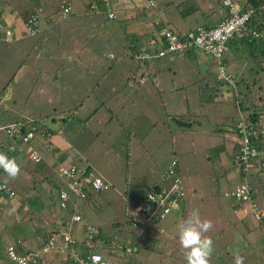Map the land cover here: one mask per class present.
Wrapping results in <instances>:
<instances>
[{"label":"rangeland","instance_id":"rangeland-1","mask_svg":"<svg viewBox=\"0 0 264 264\" xmlns=\"http://www.w3.org/2000/svg\"><path fill=\"white\" fill-rule=\"evenodd\" d=\"M5 1L9 3L11 9L13 8L16 12H20V15L27 12L30 6L42 7L43 3H46V7H44L46 9L47 3L53 2V8L56 9V6L60 3V0ZM233 1L238 3V0ZM213 2L222 7L220 0H213ZM187 4H189V0H187ZM220 7L218 8V15L223 13ZM171 11L173 12V9L167 10L166 12L170 18L169 20L172 22V24H169L170 26L168 25L170 28L176 27L183 31L187 27L188 29L195 27L194 25L187 26L184 24L180 27L178 21L181 20V17L175 14L171 16ZM205 12L208 13L209 11ZM83 13L90 14L92 20L85 19V15H79L76 19L71 17L66 19L68 16L60 19L59 14H57L58 17L55 19L59 20L61 24L59 27L60 43L63 39L67 40L66 38H68L70 41L68 40L67 48L73 51H88L91 49L89 48L90 46H94V43H98V45L100 44V52L102 53L100 56L102 58L101 63L103 68L110 66V62L112 64L115 61H119V64L125 65L126 68H136L137 65L126 55L120 54V52L116 54L115 52H112L113 54L107 53V57L104 56L108 47L107 42H111L110 39L107 38L109 30L114 32L117 30L115 25H117L120 18L117 21L114 19L111 20L106 17V12L103 13L104 15L100 12V14H96L98 15L99 21L95 23L97 20H95L92 10H88L87 6H84ZM183 18L185 21L192 20V16ZM124 23L123 21L122 24ZM52 33L53 37L56 33L58 34V31L53 30ZM70 33L71 35H69ZM79 39L80 41L81 39L83 40L80 44ZM73 40L74 42L72 43L71 41ZM66 43L67 42L63 41L60 46H67ZM0 46H2V44H0ZM44 46L45 43L41 44L40 47L43 49L47 47L48 49L49 47L51 48L50 54L54 52V46L57 50L59 49L58 52L61 56L62 50L56 43L52 45L49 42L45 47ZM263 48L264 46H262L261 49ZM239 50L238 52L236 51L240 59L238 63L234 61L232 62V66H230L229 62L225 63L226 74H233V80L237 78V82L233 81L234 85H230L231 83L224 81L217 83V66L214 60L200 52H196V56H178L170 61H165L162 65L156 64L155 70H157L158 73L156 74L155 71L152 70L151 74L148 75L149 77L146 78L148 86H151L150 79L153 76H156L157 84L163 82V85L166 86L172 81L175 84L180 77H183L179 84L183 86V89L180 93L176 94L177 98H174L168 106L166 103V106H161V102L167 99L164 96L166 92L159 93V96L155 98L154 88L149 87L152 91L148 93V101L149 103H151V101L154 103L149 105L145 102L139 103L143 108H147L148 106L147 113L144 114L135 110L134 116H130V112L132 113L134 111L133 108H130L129 112H126V114L121 117L120 113L123 112V110H120L119 107L116 108L115 105L109 102L110 100L108 101L111 96L110 92L107 90L109 86L113 85L114 88L117 87V96H120L122 93L120 89L121 86H115L116 83H120V80L115 77L112 70L108 71L105 68L104 72L102 68L99 73L100 77L93 76L97 83L101 81L99 87L93 92V94H95L94 96L96 97V94H100L106 99L104 107L100 106V104L99 106L95 104L93 107L97 111L100 110L99 113L90 120H86V117L93 108L89 109L88 106L82 107L87 113L84 112L81 114L79 111L76 112V110L80 109L78 107L70 108V110L61 113V117L66 119L70 117V113L75 112L74 114H76L82 125L86 120V130L83 131V129H81L82 133L84 135L90 134L92 137H99L97 140H93V143L99 142L100 145L98 147L96 145L93 146V143L88 142V140L84 138L85 142L93 146L94 152L91 153L92 163L99 169L105 171L104 175L108 179L99 175L108 184V187L107 189L99 191L100 194L96 197L95 209H93L94 211L92 210L95 214L98 213L97 219L94 220L95 223L101 224L103 220H106V224L103 225L104 232L101 230L106 238H103L102 242L96 241L92 250L106 252L107 250L113 249L114 242H122V238H129L130 244L133 245L130 246L135 247V251L131 254H124V257L121 256L120 261H125L124 259H126L127 262L130 260L133 264H186L184 250L181 249L178 240V225L183 218H186L193 210H198L202 219H209L213 222V228L216 226L215 221H217V227L222 226L218 229L224 230V235L226 236V231L228 230L227 224H231L230 218H228L231 214L230 207H236V209H238V207L222 195L223 191L231 185L245 180L252 185V192L258 194V187L256 186L264 184V173L258 176L256 172L252 170L247 174L245 172L243 176L239 175L237 172V163H232L231 150L233 142L231 138L233 136L230 130L240 116H245L247 114V112L244 111L246 110V106H260L264 104V51L260 53V50L257 51L246 46L239 48ZM0 53L2 54V50ZM230 53L232 55L228 53L224 54V57L228 58V60H231L232 57L235 56L233 55V51H230ZM5 54L9 55L8 52H5ZM109 54L113 57L109 58ZM30 56H32V53ZM100 56L95 58L98 62H100ZM0 57L3 56L0 55ZM48 57L51 56L48 55ZM81 59L83 61H79L75 55L70 62L71 67L76 69V72H79L77 68L82 65L86 66V62L90 60L84 57ZM1 60L2 59H0V61ZM28 60L27 58L26 61ZM68 60L69 59L62 58L61 60L54 61L55 63L62 64L64 61L66 62ZM13 62L14 60L11 58L8 63L9 69H11ZM197 63H200V65H197ZM235 64L236 69H234ZM54 73H56V71ZM82 76H79V78L82 79ZM76 77L77 76H74L73 78ZM1 78L0 76V79ZM14 78L15 77H13V79ZM4 80L5 78L0 81V86L4 84ZM65 80L67 81V79ZM133 81H135V79H131V83ZM5 82L11 83L10 81ZM109 82L110 84H108ZM62 84L63 83H57L53 85V87H60ZM80 85L81 84L78 83L75 89L76 92L80 89ZM19 86L20 84L17 83L14 86L15 89L9 88L12 93V99L16 100L18 97H22L23 99L14 106V109L27 116L31 107L28 106V103H26V106L23 105V102L26 101L34 105L41 100L40 95L37 94L33 96L31 94L29 97L30 86L25 78L21 82V87ZM60 91L63 90L57 89L52 91L57 99L62 95ZM129 91L130 90H127V92ZM79 94L81 95L80 98H82V92ZM183 95L188 97L189 106L186 104L182 106L184 102ZM180 96H182L183 101ZM12 99H8V103L12 104ZM237 100L241 101L242 104H239L240 102L238 103ZM53 104L56 106L55 101H53ZM49 105L52 107V103L46 105L47 109ZM107 106L113 108V113H115V115L112 116V112L108 113L109 108H107ZM57 110H59V108H57ZM57 110L50 112L52 116L58 113ZM49 111L47 110V112ZM4 114L18 118L11 110H5ZM98 115L105 116V118H103L107 119V122L96 125L95 120L99 117ZM174 115L180 119L179 121L187 123L186 120H189L191 122L189 124L187 123V126L176 125L172 119ZM31 116H33V112ZM131 117H133V119H131ZM24 118L22 119L28 123H34L32 122V119H34L33 117L27 116ZM118 119H120V122ZM121 121H123L122 125ZM164 122L167 124L163 125ZM8 123L1 125H6ZM153 123L155 124L153 125ZM38 124L39 126L36 125L38 129L36 133L32 134V138L27 140V142H21V144L29 145L31 142L38 139L47 147L46 144L49 138L43 139L41 134L43 128H47L48 124L44 121ZM123 125H125L126 128ZM50 127H53V124H50ZM52 129L54 131L48 133V137L50 135H55V130L58 131L55 127ZM77 129H80V127L77 126ZM94 131L97 132L96 135H93ZM68 139L71 140L72 138L68 137ZM120 144L122 145V152L119 150ZM80 148L86 149L84 145ZM112 148L118 150L119 156L107 150ZM31 154L32 152L29 153V157L36 162L39 157L33 153L35 154V160L31 157ZM172 157H175L177 160V168L185 193V199H183L184 205H181L182 209H174L159 221L156 219L145 222V225L139 224L134 226V224H129L126 228L122 227V225L125 226L127 224L129 218L133 220V216L130 217L133 207L138 204L146 190L154 183L156 172L163 170ZM149 167L155 172L149 174L151 172L147 169ZM157 177H159V175ZM87 192L88 190L85 189V194ZM252 196L253 201L256 203L264 201V193H262V196L259 195L258 197H254L257 196L255 194ZM54 201L56 202V200ZM178 210H180L182 217L179 221L175 222L178 218L174 219L175 215L171 214L178 212ZM233 216L234 215L231 214V217ZM90 220L93 222L92 219ZM90 220L89 223H91ZM253 221L254 220H249L247 226L256 225ZM23 222L24 221L20 222V224L22 225ZM171 222H173L172 225ZM162 226L170 227V230L166 232L168 239H166L167 236L162 237L157 235L161 231H158L159 227ZM236 227L241 231L242 224L238 223ZM254 230L256 231L253 232V235L252 231L248 232V240L246 241L247 246H240L239 248V253L244 257V264H257L256 260H258V264H264V230L261 233L262 236L259 240V245L257 241H255V238L260 235L261 230L259 228ZM117 232L120 233L119 238L114 239L112 237L110 239V236ZM209 232H211V230ZM124 234H126L125 237ZM237 237L238 242L234 244V248L244 242V240L241 239L242 236L237 235ZM156 239H160L164 244L161 245L160 242L158 243V241H155ZM134 242H138L141 246L137 249L136 246H134ZM213 242L214 251L210 264H213L212 258H217L218 264H230V262L234 264L235 251L232 253L231 257L229 256L230 260L228 258L223 260L220 258V252L217 251V240L213 238ZM53 254L58 256L56 252H53ZM110 254L112 253L110 252ZM7 262H9V260Z\"/></svg>","mask_w":264,"mask_h":264},{"label":"crops","instance_id":"crops-1","mask_svg":"<svg viewBox=\"0 0 264 264\" xmlns=\"http://www.w3.org/2000/svg\"><path fill=\"white\" fill-rule=\"evenodd\" d=\"M87 1L88 0H60V3L58 6H56V9L53 8V2H48L46 9L44 8L46 7V3H43L42 7L30 6L27 12L20 15V12H16L13 8L11 9L8 2H6L5 0H0V15L5 23V26L11 29L15 28V30L17 31V28H20L21 30L22 22H24V20L31 13H35L36 11H39L40 13L38 33L33 36L25 35L17 40L10 42L0 41V44H2V46H0L2 54L0 53V55L3 56L0 57V59H2L0 61V76L2 77L0 81L5 78L4 84L0 86V125L11 121L20 120L28 116L35 119L39 118L40 120L37 119L39 120L38 122L40 123L44 121L46 124H48V127H50V124H53V127L57 128L58 130H55V135H50V137H48L49 140L46 144L47 147H45L43 142L38 139L31 142L29 145L21 144V141L19 140L17 135L13 134L9 136L3 131H0V151L5 152L10 157H15L17 163L20 165V173L15 179L7 178L4 170L0 168V180L4 183L5 181H7L5 184L14 192V195L6 202H0V264H10V262H7L8 260L6 259L4 252L5 247L8 244H14L15 248L19 252L33 249L49 233L63 230L66 224L70 221L71 214L74 212L78 213L80 216V221L73 222L71 224V233L74 239H76V242L73 245L74 251L82 252L86 250L84 243H81V230L82 226L85 223L89 224V220L92 219L93 222L90 220L91 224L96 225L102 231L104 228L103 225L106 224V220H103L101 224L94 222V220H96L98 217V213L95 214L93 212V209H95L94 206L96 205V197L98 196V194H100V192L97 193L89 191L85 199L75 202L74 204L71 203L70 206H68L66 209L60 208L57 205V201H54L56 200V196L54 197L52 193L53 188H56L59 182L54 174L55 167L58 164H77L83 161L86 162L87 166H89V169L93 174H98L107 179V177H105L104 175L105 171L99 169L92 163L91 153L94 152L92 147L95 145L98 147L100 145L99 142L93 143V140H97L99 137H92L90 134L84 135L81 130H86L87 125L85 124V122L87 119L90 120L95 115H97V113H99L100 110L97 111L95 108H93L95 104L96 106H99L100 104V106L104 107L106 102V99L100 94H96V97L94 96L95 94H93L95 89H97L101 84V81L97 83L96 79L93 77H100V69L103 68L101 63L102 58L100 56V54L102 55V53L100 52V44L98 45V43H94V46H90L89 48L91 49L88 51H73L70 50V48H67L69 39L65 37L67 40L63 39V41L67 42V46H60V44L63 42L62 41L60 43L59 39V27L61 24L59 20L55 19L56 17H58L57 12L59 11V6L65 2H69L71 5V16L69 15L66 19H68L69 17L76 19L79 15H85V19L92 20L90 14L83 13V7L85 6ZM105 1L106 3L101 2L99 4L101 6L100 10L98 8V4L95 3L97 8L96 10L92 11L93 15L95 16V20H97L95 23H98L99 21L98 15L96 14H100V12L103 14L107 10L114 9V12L116 14V17L114 18L115 21L120 18V20L117 22V25H115V28H117V30L115 32L109 30V34L107 35V38H109L111 42H107V51L104 53V56L106 57L107 53L112 52H115V54L119 52L120 54H123L124 50H126L127 43L131 40V38L141 39L147 35H150V33L154 30L152 29L151 25V23L153 24L154 20L161 19V21H163L167 25L172 24V22L169 20V16L166 13L167 10L169 11L173 9V12L171 11V16L172 14H175L181 17V20L178 21L180 23V27L183 24L187 26H196L203 24L210 26L218 22L221 15H226V7L223 5L222 0H220L222 7H220L218 4H214L213 0H189V4H187V0H156L157 7H159L157 8V13L152 8H144L147 0ZM166 1L171 2V4H167L168 6L164 5ZM96 2H98V0H96ZM141 4H143L144 6L141 9H138V6H141ZM219 7L223 10V13L221 15H218ZM159 9H163L162 12H160ZM140 10H142L143 12L140 13ZM205 11L209 12L207 13ZM191 16L192 20L185 21V19L183 18ZM123 21L125 22L124 24H122ZM171 29L182 31V29H178L176 27H172ZM187 29L188 27L184 30ZM53 30L58 31V34L56 33L57 36L55 34V36L52 37ZM69 35H71V33ZM49 42L52 45H54V43L59 45L60 49L62 50L61 56L58 52L59 49L57 50L56 48H54V46V52L51 54L49 53L51 50L50 47L49 49L48 47L46 49L40 47L41 44L45 43L46 46ZM71 42L73 43L74 40ZM81 42H83V40L81 39L80 41L79 39V44ZM243 44L245 43L241 42L239 44L236 43V45H229L226 53L232 55L230 51H233V55L235 56L232 57L233 60H228V58L223 57L224 64L226 62H229L230 66H232V62L235 61L236 63H238L240 59L237 55V52L240 51L239 48H242ZM40 49L43 51H41ZM109 49L114 51H110ZM12 50L15 52H13ZM5 52H8L9 55L5 54ZM31 53L32 56H30ZM48 55L51 57H48ZM75 55L79 61H83L81 59L83 57L86 59L89 58L91 60L90 61L88 59L89 62H86V66L82 65L81 67L77 68L79 69L80 73L76 72V69H73L70 65V62L73 60ZM97 56H100V62L95 59ZM11 58L14 60V62L11 69H9L8 63ZM27 58L29 59L28 61H26ZM62 58L69 59L68 61H66L69 63H66L65 61L62 64L55 63L54 60H61ZM172 58H177V56ZM172 58L166 57L165 59L162 58L154 62H146L143 64H136L135 62H133L137 65V67L134 69L126 68L125 65L119 64V61H115L112 64L110 62V66H106L103 68L104 72L105 68L108 71L112 70L115 77L120 80V83L115 84V86H121L120 89L122 93L120 96H117V87L114 88L113 85L109 86L107 90L110 92V96L112 98L108 99V101L110 100L109 102L115 105L116 108L119 107L120 110H123V112L120 113L121 117H123L126 112H129L130 108L134 109L132 113L130 112V116H134L135 110H138L140 113H147L148 106L147 108H143L139 103L145 102L147 105L154 103L153 101H151V103H149L148 101V93L152 91L149 87L154 88L153 91H155V98L159 96V93H162L164 91L166 92L164 96L167 99L161 102L162 107L166 106V104L168 106L174 98H177L176 94L180 93L183 89V86L179 85L183 77H180L175 84L172 81L166 86L163 85V82L157 84L156 76H153L150 79L151 86H148V84L146 83V78L149 77L148 75L151 74L152 70H154L156 74L158 73V71L155 70L156 64L162 65V63H164L165 61H170ZM234 69H236V64L234 66ZM55 71L56 73H54ZM16 74L18 77L16 76ZM74 76L77 77L73 78ZM79 76H82L83 78L80 79ZM13 77L15 78L13 79ZM23 77L27 79L28 85L30 86L29 97L31 94L33 96L38 94L40 95L41 99L34 105L32 103L29 104V102L26 101L23 102V105L26 106V103H28V106L31 107L27 113V116L24 113L22 114L14 109V106L23 99L22 97H18L16 100L12 99V93L9 90V88L15 89L14 86L17 83H19V87H21V82L24 80ZM65 79H67V81ZM131 79H135V81L131 83ZM5 81H10L11 83H6ZM57 83L63 84L60 87H53V85H56ZM78 83H80L81 85L78 92H76L75 89L77 88ZM108 84H110V82ZM57 89L63 90L60 91L62 95L58 99L52 92L53 90ZM127 90L130 91L127 92ZM80 92H82L83 94L82 98H80ZM180 97L182 100V96ZM183 97L184 102L182 106H184V104L189 106L188 97L186 95H183ZM8 99H12V104L8 103ZM53 101L56 102V106L53 104ZM237 102H240L239 104H242L239 100H237ZM51 103L52 107L51 105H49L47 109L46 105ZM87 106L89 107V109H93L91 112H89V115L86 117L83 125L78 120L76 114H74L75 112L70 113V117L66 119H63V117H61V113L70 110V108L76 107L80 108L79 110H76V112L79 111L81 114H83L86 111L82 107ZM57 108H59V110H57ZM107 108H109L108 113L112 112V116L115 115V113H113V108H111L110 106H107ZM5 110H11L12 113H14L18 118L5 115ZM47 110L50 111L47 112ZM55 110H57L58 113L52 116L50 112H54ZM32 112L33 116H31ZM237 113L239 114L238 111ZM98 116L99 117L96 118L97 120H95L96 125H101L102 122H107V119H104L105 116ZM173 118L180 120L175 115L173 116ZM131 119H133V117H131ZM118 121L120 122V119H118ZM186 122L189 124L191 121L186 120ZM122 124L123 121H121V125ZM154 124L155 123H153V125ZM37 125L39 126V124ZM77 126L80 127V129H77ZM123 126L126 128L125 125ZM53 127L50 128L52 129ZM96 133L97 132L94 131L93 135H96ZM68 137H71L72 139L69 140ZM84 138L94 145L90 146L87 142H85ZM127 144L129 145L128 141ZM83 145L86 149L80 148ZM107 150L114 152L116 153V156H119L117 149L112 148ZM119 150L122 152L121 144L119 145ZM30 152L35 153L39 157L36 162L29 157ZM165 168L161 171L156 172L157 174L155 176L156 179L154 182L158 180L157 176L159 174H162ZM147 169L151 171L149 174L155 172L150 167ZM262 186H264V184L256 186L259 187L260 191L258 192V194L254 192L253 194L257 195L254 197H258L259 195L262 196V193H264V189ZM181 205H184V200L181 202ZM181 209L182 208H180V210ZM180 210H178V212L174 214H171L175 215L174 219L178 218L175 222L179 221L182 217V214H180ZM230 211L234 216L231 217L230 214L228 217L230 218L231 224H227L228 230L226 231V236L224 235V230L218 229L222 226L217 227V221H215L216 226L211 229V232L207 233V235L212 239L214 238L215 240H217V251L220 252V258H222L223 260H226L227 258L230 260L229 256L231 257L234 251L235 253L237 251L239 252L240 246H247L246 241L248 240V232L252 231L253 235V232L256 231L254 229L256 228H259L261 230L260 235L256 236L255 238V241H257V244L259 245V240L262 236L261 233L264 230V224L256 221H253L256 225L247 226L249 220L252 221V219L245 215V212L242 208L236 209V207H230ZM22 221L24 222L21 225L20 222ZM238 223L242 224L241 231H239L236 227ZM172 224L173 222H171V225ZM128 225L129 223L127 220V224L125 226L122 225V227L126 228V226ZM167 230H170V227H159L158 231L160 232L157 235L162 237L167 236L166 239H168V235L166 234ZM102 231L97 239L98 242H102V239L106 238L103 233L104 231ZM125 235L126 234H124V237ZM237 235L242 236L241 239H243L244 242L234 248V244L238 242ZM119 236L120 233L117 232L112 234L110 236V239L112 237L114 239L119 238ZM124 241L129 242V238H122V242ZM155 241H158V243L160 242L161 245L164 244V242L160 239H156ZM52 256L53 259L48 261L46 264H53V261L56 262L60 259V257L56 254H53ZM124 260L127 262L126 259ZM212 260L213 264H218L217 258H212ZM122 261L123 260H121V262ZM256 263L258 264V260H256Z\"/></svg>","mask_w":264,"mask_h":264},{"label":"built area","instance_id":"built-area-1","mask_svg":"<svg viewBox=\"0 0 264 264\" xmlns=\"http://www.w3.org/2000/svg\"><path fill=\"white\" fill-rule=\"evenodd\" d=\"M99 1V0H98ZM102 3L105 0H100ZM227 9V16L219 20L212 26L204 27L196 25L191 29L176 31L171 29L161 19L153 21L155 29L150 35L143 39L130 40L126 50L122 55H126L136 64L154 62L162 58H172L183 56L189 49L199 50L203 55L212 58L217 66L216 78L227 83L233 82L234 75L226 74L224 64V54L228 50V42L246 38H257L261 34L257 29L249 26L251 18L254 16V9L247 6L243 9L240 4L232 0H222ZM154 6L153 0H148L146 8ZM92 7H94L92 5ZM262 14L264 15V8ZM71 13L69 2L59 6V18H66ZM106 17L114 19V10H107ZM40 13H31L22 22L20 28H9L5 26L0 15V41L10 42L22 36H33L39 32ZM109 58L113 56L108 55ZM173 59V58H172ZM27 121H12L6 125H0V131L7 135H18L24 128ZM235 151L233 158L237 165H240L242 173L251 172L255 167V160L264 151V147L258 149L250 143L251 138L264 142V109H255L247 112L245 116H240L233 126ZM44 131V130H43ZM32 132L27 130L22 136V141L31 139ZM48 135L46 136V139ZM261 141V142H262ZM35 154H31L34 158ZM176 159L172 158L156 185L150 186L141 200L133 207V220L129 223L138 225L147 221L160 220L171 213L174 209H180L181 202L185 197L184 188L180 176L176 170ZM58 185L56 187V201L60 208L66 209L70 204L85 199V189L93 192L107 189L108 184L100 177L92 173L86 162L77 164H58L54 170ZM253 188L247 181H239L225 189L222 195L232 201L239 209H243L245 215L250 219L264 224V201L256 203L253 201ZM14 195V192L4 182L0 180V202L4 203ZM241 207V208H240ZM80 221L78 213L74 212L70 216V221L63 230L52 232L46 235L33 249L19 252L14 244L5 247V256L10 264H46L53 259V252H56L60 259L53 264H126L120 261L124 254H131L135 247H131L130 242H114V247L110 253L94 251L89 248L94 246L91 240H97L98 228L93 224L85 223L82 226V242L88 249L77 252L73 250L76 239L71 233V224ZM131 245V246H130ZM126 256V255H125ZM115 257V258H113Z\"/></svg>","mask_w":264,"mask_h":264},{"label":"trees","instance_id":"trees-1","mask_svg":"<svg viewBox=\"0 0 264 264\" xmlns=\"http://www.w3.org/2000/svg\"><path fill=\"white\" fill-rule=\"evenodd\" d=\"M169 1H166L165 3H164V5H166V6H168L167 4H171V2H169ZM95 3H97L98 4V8H99V10H100V3H101V1L99 0L98 2H96V0H88L87 2H86V4H85V7L87 6V9L88 10H92V11H94V10H96V5H95ZM104 3H106V1L104 2ZM238 3L240 4V8L241 9H243V8H245V7H247V6H251V7H253V9H254V16L251 18V20H250V22H249V26L252 28V29H257L259 32H260V36L259 37H257V38H250L249 40H247L246 38H242V39H238V40H231V41H229L228 42V47H229V45H236V43L237 44H239V43H245V44H243V46H246V47H249V48H251V49H255V50H260L259 52L260 53H262L263 51H264V48L263 49H261L262 48V46H264V15L262 14V11H263V9H260L259 7H262V8H264V0H238ZM146 4V3H145ZM69 5H70V3H69ZM92 5L94 6V7H92ZM144 5L143 4H141V6H138V9H141L142 7H143ZM70 8H71V5H70ZM144 8H145V6H144ZM152 9H154L155 10V12L157 13L158 12V9L157 8H159V7H157V4H156V1H154V6H152L151 7ZM162 10L163 9H159V11L160 12H162ZM141 12L140 13H142L143 11L142 10H140ZM70 15V14H69ZM68 15V16H69ZM227 16V9H226V15H224V16H222V17H220V19L219 20H222L223 18H225ZM151 25H152V29H155V26H154V24H152L151 23ZM213 25V24H212ZM212 25H210V26H212ZM203 26L204 27H208V25H206V24H203ZM151 34V33H150ZM133 39H135V38H131V40H133ZM138 40H141V39H143V38H141V39H139V38H137ZM237 41V42H236ZM244 41V42H243ZM242 46V47H243ZM196 52H200L199 50H193V49H189V50H187L186 52H184V55H186V56H191L192 57V55L193 56H196ZM201 53V52H200ZM183 55V56H184ZM146 63V62H145ZM197 65H200V63H197ZM237 79V78H236ZM236 79L235 80H233L234 82H237L236 81ZM221 81H219V80H217V83H220ZM230 85H234V83L232 82V84H230ZM253 104V103H252ZM254 105V104H253ZM255 109H264V104H261L260 106H250V105H248V106H246V110H244V111H253V110H255ZM24 119H27V118H24ZM24 119H20V120H24ZM37 119H33L32 120V122H34L33 124L32 123H28V122H26V124H25V126H24V128H22V130H21V132L17 135L18 136V138H19V140L21 141V142H27V141H22V136L24 135V133L27 131V130H30L33 134L34 133H36V130L38 129L37 127H36V125L39 123L38 121L39 120H37ZM18 121V120H17ZM174 122V121H173ZM164 124H167L166 122H164ZM44 130V131H43ZM43 132H42V137H43V139H46V136L48 135V133H51V132H53L54 130H52L50 127H47V128H43ZM233 128H231V130L230 131H232V142H233V144H234V139H235V135H234V132H233ZM50 135V134H49ZM50 137V136H49ZM262 141V140H261ZM259 139H255V138H251L250 139V143L253 145V146H255V147H257L258 149H261L262 147H264V142L262 141L261 142ZM235 146L233 145L232 146V163H234V162H236L235 160H234V158H233V154H234V151H235ZM262 150V149H261ZM172 158H175V157H172ZM176 159V158H175ZM176 168H177V160H176ZM177 170V174L179 175V171H178V168L176 169ZM252 171V170H251ZM253 171H255L256 172V174L259 176L260 174H263L264 173V151L262 150V153L258 156V158H256V160H255V167H254V169H253ZM238 173H239V175H241V176H243L244 174L242 173V170H241V168H240V165H238V171H237ZM160 178V174H159V177H158V179ZM157 182H158V180L156 181V182H154L152 185H156L157 184ZM151 185V186H152ZM263 187V189H264V186H262ZM257 191L259 192L260 191V189H259V187L257 188ZM98 228V227H97ZM98 231L101 233V229H99L98 228ZM98 236V235H97ZM99 237V236H98ZM96 242V240L95 239H93V240H91L90 241V243H95ZM81 243H82V241H81ZM84 243V242H83ZM84 245H85V247H86V249H88V247H87V245L84 243ZM134 246H136V248L138 249L141 245L138 243V242H134ZM92 248H93V246L91 247V248H89V249H91L92 250ZM106 253H110V250H107L106 251ZM127 264H133V262H131L130 260H128V262H127Z\"/></svg>","mask_w":264,"mask_h":264},{"label":"clouds","instance_id":"clouds-1","mask_svg":"<svg viewBox=\"0 0 264 264\" xmlns=\"http://www.w3.org/2000/svg\"><path fill=\"white\" fill-rule=\"evenodd\" d=\"M0 168L4 170L9 179H15L20 173V165L17 163L16 158L8 156L3 151H0ZM212 228L213 222L209 219H202L198 210H193L180 221L178 240L181 249L184 250L186 264H210L214 242L206 233ZM97 235L99 236L100 232ZM234 264H244V257L238 251L234 253Z\"/></svg>","mask_w":264,"mask_h":264},{"label":"water","instance_id":"water-1","mask_svg":"<svg viewBox=\"0 0 264 264\" xmlns=\"http://www.w3.org/2000/svg\"><path fill=\"white\" fill-rule=\"evenodd\" d=\"M173 121H174L176 124L180 125V126H187V125H188L187 123H184V122H182V121H179V120H177V119H175V118H173ZM52 193H53V195H54V197H55V196H56V193H57L56 188H53Z\"/></svg>","mask_w":264,"mask_h":264}]
</instances>
